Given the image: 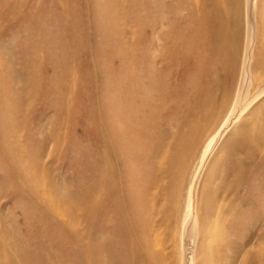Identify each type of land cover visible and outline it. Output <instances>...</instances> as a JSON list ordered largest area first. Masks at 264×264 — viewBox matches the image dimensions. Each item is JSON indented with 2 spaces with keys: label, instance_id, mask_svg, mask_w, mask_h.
Here are the masks:
<instances>
[{
  "label": "rangeland",
  "instance_id": "374dc122",
  "mask_svg": "<svg viewBox=\"0 0 264 264\" xmlns=\"http://www.w3.org/2000/svg\"><path fill=\"white\" fill-rule=\"evenodd\" d=\"M246 37L245 0H0V264H178ZM249 55L252 102L197 180L192 264H264V0Z\"/></svg>",
  "mask_w": 264,
  "mask_h": 264
},
{
  "label": "bare ground",
  "instance_id": "6f19581e",
  "mask_svg": "<svg viewBox=\"0 0 264 264\" xmlns=\"http://www.w3.org/2000/svg\"><path fill=\"white\" fill-rule=\"evenodd\" d=\"M257 7L258 0H245L247 37L245 57L242 67V76L236 92L235 100L228 115L226 116V120L224 121L223 125L219 128L216 133H214L206 140L203 147L201 148L200 155L197 158V161L194 164L191 172L190 182L188 184V187L186 188L184 195L182 196L180 204L179 227L177 229L178 240L180 245L178 264H192V262L194 261V250L190 251L191 247H189V244L192 239L196 240L199 233L200 215L197 209L195 188L200 171L208 160L211 152L213 151L214 146L219 136L221 135L222 130L229 126L228 124L232 118H234L233 122H237L241 118L243 112L248 108V106L252 102L250 98L253 80L251 70L248 67V61L250 59L249 52L251 49L252 42L254 40V32L257 19ZM261 138L263 137L256 139L252 143L259 146L262 145V143L264 144V139ZM203 250H205V248H203ZM219 261L220 259H217L213 263L218 264Z\"/></svg>",
  "mask_w": 264,
  "mask_h": 264
}]
</instances>
